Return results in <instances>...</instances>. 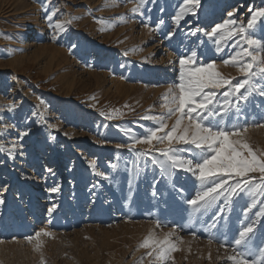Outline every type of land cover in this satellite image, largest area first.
I'll return each mask as SVG.
<instances>
[{"label": "rangeland", "instance_id": "374dc122", "mask_svg": "<svg viewBox=\"0 0 264 264\" xmlns=\"http://www.w3.org/2000/svg\"><path fill=\"white\" fill-rule=\"evenodd\" d=\"M181 4L147 0L133 13L132 0H0V264H25L24 253L28 264H159L140 245L150 233L162 238L173 228L179 250L168 264H232L231 249L220 245L249 220L256 222L255 243L264 245V216L256 215L264 210V189L241 192L230 205L221 197L217 208L196 212L187 201L200 184L190 172L162 174L135 155L149 145L128 147L156 127L142 117L166 113L162 98L179 82L181 57L195 51L198 63L215 62L233 83L243 79L223 64L237 51L232 41L218 52L203 33L229 12L246 23L264 0H201L197 15L177 26ZM49 15L52 25L73 22L60 32ZM262 22L257 38H264ZM262 86L264 80L241 104V125L264 121ZM245 136L264 151V128L250 127ZM41 229L52 235L40 237L37 249L27 237ZM15 252L23 260L16 262Z\"/></svg>", "mask_w": 264, "mask_h": 264}, {"label": "snow or ice", "instance_id": "6c2138e0", "mask_svg": "<svg viewBox=\"0 0 264 264\" xmlns=\"http://www.w3.org/2000/svg\"><path fill=\"white\" fill-rule=\"evenodd\" d=\"M132 2L137 5L132 12L138 13L147 0ZM200 4L201 0H182L174 16L175 24L179 26L187 15L196 16ZM250 11L252 15L246 23L233 19L234 13L229 12V19L217 23L210 31L203 33L217 46L218 52L222 50L224 41H232L230 46L237 51L223 60V64L237 68L243 79L233 83L232 79L226 78L217 70L215 62L198 63L195 51L190 56L181 57L179 82L169 87L162 98L165 101L162 107L167 109L166 113L142 117L155 121L156 127L128 145L130 150H134L136 144L149 145V150L137 151L135 155L150 159L162 174L170 169L190 172L200 184L194 198L187 201L196 212L217 208L221 197L225 205H230L232 198L241 192L264 189V151L254 149L245 136L250 127L264 128V121L249 124L245 120L243 125L240 124V119L245 114L241 104H247L249 98L257 92L258 82L264 80V38L256 37L258 21L264 18V7ZM47 19L50 26L60 32L66 31L65 25L73 22L68 19L52 25L53 15H49ZM120 19L126 22L123 17ZM98 22L105 23L103 19ZM261 30H264V22L261 23ZM199 31L197 28L190 35L196 36ZM173 35L174 32H169L168 38L171 39ZM259 94L264 95V86L259 88ZM173 118L174 123L169 126L168 121ZM26 135L27 131L21 133V138ZM165 143L167 147H156ZM174 144L191 147L177 148ZM0 151H5L3 146H0ZM12 154V150H9V155ZM158 156L162 159H157ZM90 166L95 168L94 163ZM255 173L259 176L253 175ZM255 181L258 183H254ZM50 191L59 192V187H52ZM3 203L4 200L0 198V205ZM252 206H255L254 201ZM56 207L53 204L48 208L49 217ZM223 212L222 208L219 209L221 216ZM244 214L247 215V212ZM256 215L264 216V210ZM157 227H162L159 221ZM175 231L173 228L162 238L150 233L140 245L141 248L149 250L145 258L151 257L159 264H168L171 254L179 250L172 240ZM255 232L256 222L249 220L238 229L231 243L227 240L221 243L220 246L226 251L231 249L233 254L228 259L232 264H264V245L255 243ZM51 235L41 229L27 239L29 242L35 240L36 248L40 249V237ZM209 242H212L211 239Z\"/></svg>", "mask_w": 264, "mask_h": 264}, {"label": "bare ground", "instance_id": "6f19581e", "mask_svg": "<svg viewBox=\"0 0 264 264\" xmlns=\"http://www.w3.org/2000/svg\"><path fill=\"white\" fill-rule=\"evenodd\" d=\"M10 254V253H9ZM13 254V256H14V260L16 261V262H19V261H21V259L23 260V258L22 257H20V254L19 253H17V252H15V253H12ZM24 255H25V259L23 260V261H25V264H28V263H32V262H29L30 261V258H29V256L27 255V254H25L24 253ZM23 256V255H22ZM3 257H4V255H3ZM34 258V257H33ZM32 261H34V260H32ZM24 264V263H23Z\"/></svg>", "mask_w": 264, "mask_h": 264}]
</instances>
